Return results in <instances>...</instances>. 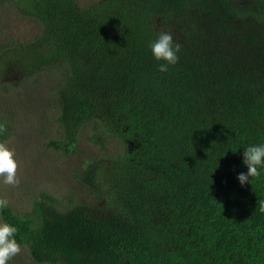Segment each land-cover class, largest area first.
Masks as SVG:
<instances>
[{"label": "trees", "instance_id": "16d2710c", "mask_svg": "<svg viewBox=\"0 0 264 264\" xmlns=\"http://www.w3.org/2000/svg\"><path fill=\"white\" fill-rule=\"evenodd\" d=\"M77 1L0 0L42 26L29 43L0 41V56L16 58L14 78L66 74L53 86L65 137L51 144L68 152L94 123L96 141L130 145L85 169L104 210L41 194L2 221L39 263L264 264V167L237 178L246 147L264 144V0ZM161 22L183 34L166 72L150 48Z\"/></svg>", "mask_w": 264, "mask_h": 264}, {"label": "rangeland", "instance_id": "374dc122", "mask_svg": "<svg viewBox=\"0 0 264 264\" xmlns=\"http://www.w3.org/2000/svg\"><path fill=\"white\" fill-rule=\"evenodd\" d=\"M96 1L77 2L86 6ZM237 13L240 15L243 11L237 9ZM241 17L244 25L251 24L252 20L247 15L239 16L238 20ZM254 22L257 26V21ZM159 25L161 29L172 30L174 38L182 39L183 34L176 25L170 27L164 25V22ZM41 30L42 26L36 19L23 16L11 3L0 4L2 44L29 43L37 38ZM8 55L3 53L0 56V122L6 123L10 134L3 141L15 148L21 162L18 170L20 184L4 185L0 178V196L7 198L9 205L21 214L31 213L35 200L41 194L53 196L65 206L97 202L92 207L104 210L105 201L98 198L96 184L84 174L85 169L94 161L98 166L108 169L118 160V156L125 153L129 141L126 140L125 147V143L110 132L106 134L105 140L96 141L92 136L100 134L103 129H95L94 123H89L76 129L77 137L72 150L65 152L51 144L52 140L61 142L65 137L66 128L58 118V98L53 86L57 88L58 84L61 86L63 82L66 83V74L57 70L59 74L53 78L54 69H44L32 75L24 74L22 78H14L13 75L19 72V66L14 60L16 58ZM0 222H3L1 216ZM8 264L62 263H39L33 259L28 247L22 245L21 253Z\"/></svg>", "mask_w": 264, "mask_h": 264}, {"label": "clouds", "instance_id": "9594fccd", "mask_svg": "<svg viewBox=\"0 0 264 264\" xmlns=\"http://www.w3.org/2000/svg\"><path fill=\"white\" fill-rule=\"evenodd\" d=\"M172 30L161 29L156 40L150 43V48L154 58L158 61H165L160 64L159 71H168L169 65H175L179 61V55L182 45L174 39ZM7 131L6 123L0 122V134ZM243 162L247 166V173L241 172L238 180L241 185L249 182V178L261 175L260 169L264 167V144L251 145L246 147L243 153ZM21 162L17 158L15 148L7 141L0 140V178L2 183L8 186H18L20 178L18 170ZM9 205L7 198L0 196V209ZM261 212H264V204L260 205ZM18 229L7 223L0 222V264L8 262L19 255L22 251V245L17 241L16 234Z\"/></svg>", "mask_w": 264, "mask_h": 264}]
</instances>
